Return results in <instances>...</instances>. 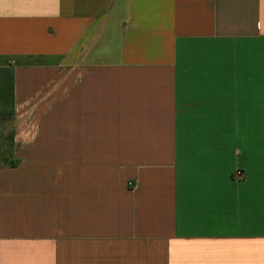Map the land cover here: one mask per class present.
<instances>
[{
  "label": "crops",
  "instance_id": "obj_1",
  "mask_svg": "<svg viewBox=\"0 0 264 264\" xmlns=\"http://www.w3.org/2000/svg\"><path fill=\"white\" fill-rule=\"evenodd\" d=\"M11 66L0 264H264V0H0Z\"/></svg>",
  "mask_w": 264,
  "mask_h": 264
},
{
  "label": "trees",
  "instance_id": "obj_2",
  "mask_svg": "<svg viewBox=\"0 0 264 264\" xmlns=\"http://www.w3.org/2000/svg\"><path fill=\"white\" fill-rule=\"evenodd\" d=\"M15 119V70L11 67L0 68V122L12 123ZM14 132L9 137H0V159L11 167L17 166L14 160Z\"/></svg>",
  "mask_w": 264,
  "mask_h": 264
},
{
  "label": "rangeland",
  "instance_id": "obj_3",
  "mask_svg": "<svg viewBox=\"0 0 264 264\" xmlns=\"http://www.w3.org/2000/svg\"><path fill=\"white\" fill-rule=\"evenodd\" d=\"M14 121H15V119H14ZM13 132L15 134L14 122L3 123V124L0 122V137L2 139H4V137H9Z\"/></svg>",
  "mask_w": 264,
  "mask_h": 264
}]
</instances>
